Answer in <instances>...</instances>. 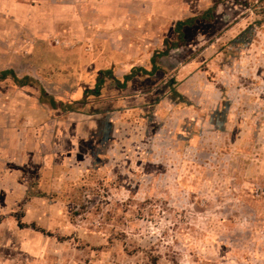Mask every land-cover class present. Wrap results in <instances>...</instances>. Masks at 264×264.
I'll return each mask as SVG.
<instances>
[{
  "label": "rangeland",
  "instance_id": "rangeland-1",
  "mask_svg": "<svg viewBox=\"0 0 264 264\" xmlns=\"http://www.w3.org/2000/svg\"><path fill=\"white\" fill-rule=\"evenodd\" d=\"M4 70L0 264H264V0H0Z\"/></svg>",
  "mask_w": 264,
  "mask_h": 264
},
{
  "label": "trees",
  "instance_id": "trees-1",
  "mask_svg": "<svg viewBox=\"0 0 264 264\" xmlns=\"http://www.w3.org/2000/svg\"><path fill=\"white\" fill-rule=\"evenodd\" d=\"M188 21V20H187ZM184 23V21H179L178 22V25H179V28L182 27V24ZM8 75H12V77L14 79H18L17 76L11 71V70H4L1 74H0V80L1 79H4V78H7ZM29 77H25L24 79H18L21 83V85H25L27 84V81H28Z\"/></svg>",
  "mask_w": 264,
  "mask_h": 264
}]
</instances>
